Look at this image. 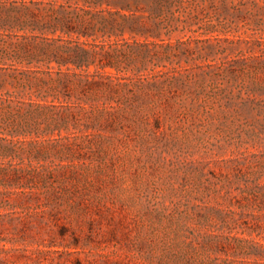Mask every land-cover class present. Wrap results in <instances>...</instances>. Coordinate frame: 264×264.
I'll list each match as a JSON object with an SVG mask.
<instances>
[{"label": "rangeland", "instance_id": "obj_1", "mask_svg": "<svg viewBox=\"0 0 264 264\" xmlns=\"http://www.w3.org/2000/svg\"><path fill=\"white\" fill-rule=\"evenodd\" d=\"M193 9L160 36L106 38L125 52L117 68L71 64L82 75L60 79L41 64L69 109L43 136L37 194L13 196L29 221L1 227L0 264H264V0Z\"/></svg>", "mask_w": 264, "mask_h": 264}, {"label": "trees", "instance_id": "obj_2", "mask_svg": "<svg viewBox=\"0 0 264 264\" xmlns=\"http://www.w3.org/2000/svg\"><path fill=\"white\" fill-rule=\"evenodd\" d=\"M72 1H76V4L71 3ZM81 1L83 5H80ZM196 1L66 0L65 3H58L57 0H31L30 3L36 5V8L28 5L27 1L21 4L17 0L11 1V7L0 17V34L8 38L5 40V47H0V71L4 72V77L0 74V159L10 158L0 164V209L10 206L7 211H0V229L6 222L14 226L17 218L21 222L29 221L26 216L28 213L12 209L23 208V205L11 201H20L14 195L37 194L35 189L40 183V168L43 166L40 167L35 161L39 163L46 154L43 145L46 139L43 136L53 132L58 124V115L62 119L67 118L63 114L69 107L56 93L57 87L44 90V85L47 84L44 77L52 75L55 70L42 68L41 64H45V61L57 62L59 69L55 72L61 76L60 79L65 75H82L72 71L71 64L76 69H84L99 61L102 67L117 68L125 52L121 48L107 50L119 42H107L106 38L118 37L128 29L137 34L160 36L174 21L185 18V22H188L199 16L193 9ZM244 2L245 0H235V6ZM43 3L50 5V8L41 12L39 6ZM105 3L119 8H100ZM56 4L58 8L53 6ZM17 5H23V8ZM67 8L72 10L66 12ZM123 10H128V14H124ZM105 14L108 16H104ZM50 34L53 36H49ZM66 35L69 38L64 37ZM99 35L103 39L96 42ZM82 37L87 39L82 40ZM88 38L94 40L90 41ZM34 41H38L35 50L32 49ZM60 42L66 46H58L51 51L47 47L44 49V46ZM84 45L91 46L94 51ZM46 52L51 53L43 55ZM15 63L34 67H19ZM63 66L67 70L64 71ZM84 74H87L86 77L90 80L87 83L91 86L104 84L103 81L96 80L93 74ZM80 81L84 80L80 78ZM50 96L51 100L48 99ZM25 157L30 160L28 166H18L24 163ZM15 158L20 162L13 163ZM15 214L20 216L14 217Z\"/></svg>", "mask_w": 264, "mask_h": 264}]
</instances>
